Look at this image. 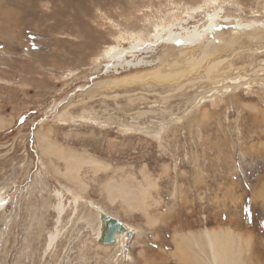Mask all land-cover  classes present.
I'll use <instances>...</instances> for the list:
<instances>
[{
  "label": "rangeland",
  "instance_id": "1",
  "mask_svg": "<svg viewBox=\"0 0 264 264\" xmlns=\"http://www.w3.org/2000/svg\"><path fill=\"white\" fill-rule=\"evenodd\" d=\"M3 23L0 264H205L207 232L264 264V0H0Z\"/></svg>",
  "mask_w": 264,
  "mask_h": 264
},
{
  "label": "bare ground",
  "instance_id": "2",
  "mask_svg": "<svg viewBox=\"0 0 264 264\" xmlns=\"http://www.w3.org/2000/svg\"><path fill=\"white\" fill-rule=\"evenodd\" d=\"M6 23H8V22H6ZM6 23H3L4 24V26L2 27H0V35L1 34H3L2 33V29L4 30V29H6L5 27L7 26V24ZM170 32L172 33V29L170 30ZM132 47H135V45H133ZM131 48V47H130ZM137 48V47H136ZM134 49V48H133ZM136 51H137V49H136ZM123 54H126L125 53V49H120L118 52H116V53H113V57H112V59H115V58H117V56L118 55H120V60H119V57L117 58L118 59V63H117V65H110L109 67H111L112 68V66H113V68L114 69H118L117 67H118V65L121 67H123L124 65H126V67H132V66H138L141 62H139V63H134V62H131V60H127V61H123L122 62V59H124V57H123ZM208 54L207 53H205V55H204V57H206ZM203 57V58H204ZM116 60V59H115ZM133 61V60H132ZM141 61V60H140ZM201 61V60H200ZM200 61H198L197 63L198 64H200ZM202 61H204V60H202ZM121 62V63H120ZM122 63H124V64H122ZM121 64V65H120ZM220 64V63H219ZM218 65V64H217ZM217 65H215V66H217ZM108 67V68H109ZM213 67H211L210 66V69H209V72L211 71V69H212ZM2 199V198H1ZM107 215V214H106ZM109 216V215H108ZM111 217V216H110ZM113 218V217H112ZM100 219V218H99ZM116 220V219H115ZM101 221V220H100ZM118 221V220H117ZM119 222V221H118ZM121 223V222H120ZM101 226H102V224H103V222L101 221ZM122 224V223H121ZM123 225V224H122ZM124 226V225H123ZM123 235V233H120V234H118L117 236H116V240H117V238L119 237V236H122ZM245 235V234H244ZM100 236H102V229H101V227H100V233H99V237L98 238H101ZM241 237V236H240ZM243 238V237H242ZM206 239H207V243H208V245H209V247L208 248H206V247H204L205 249H206V251H205V249H204V251L202 250V252L204 253V256L206 257L207 256V258L206 259H204V258H202V256H200V253H197V256H199L198 257V260L200 259V258H202L203 259V261H204V263L205 264H217V262L219 261L218 260V257H217V253H216V250H215V242H214V240H213V238L209 235V233L207 232V234H206ZM248 239V238H247ZM242 241V240H241ZM242 242H245V241H242ZM197 244V243H196ZM197 246V245H196ZM201 247V246H200ZM199 247V248H200ZM198 248V247H197ZM259 251V250H258ZM180 252H182V249H180V251H179V253ZM263 253V252H262ZM208 256H211V262H208ZM195 263V262H194ZM193 264V263H192ZM200 264H202V263H200Z\"/></svg>",
  "mask_w": 264,
  "mask_h": 264
},
{
  "label": "water",
  "instance_id": "3",
  "mask_svg": "<svg viewBox=\"0 0 264 264\" xmlns=\"http://www.w3.org/2000/svg\"><path fill=\"white\" fill-rule=\"evenodd\" d=\"M100 220L103 222L101 229H102V236L99 238V242L107 245L115 244L116 236L120 233L126 232V228L114 218L102 214ZM130 237V233L128 234Z\"/></svg>",
  "mask_w": 264,
  "mask_h": 264
},
{
  "label": "flooded vegetation",
  "instance_id": "4",
  "mask_svg": "<svg viewBox=\"0 0 264 264\" xmlns=\"http://www.w3.org/2000/svg\"><path fill=\"white\" fill-rule=\"evenodd\" d=\"M129 233H130V235H131L130 237H132L133 234H132L131 232H128L126 235H128Z\"/></svg>",
  "mask_w": 264,
  "mask_h": 264
}]
</instances>
